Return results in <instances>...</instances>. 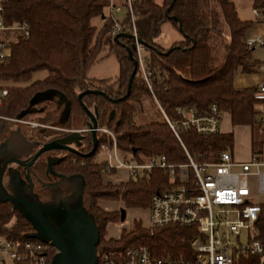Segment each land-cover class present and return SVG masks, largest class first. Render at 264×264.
I'll return each mask as SVG.
<instances>
[{
    "label": "trees",
    "instance_id": "16d2710c",
    "mask_svg": "<svg viewBox=\"0 0 264 264\" xmlns=\"http://www.w3.org/2000/svg\"><path fill=\"white\" fill-rule=\"evenodd\" d=\"M108 3V2H107ZM106 2L101 0H3L0 19L6 26L26 24L28 35L22 30H11L0 37L9 44L12 53L0 63V81L9 88V93L0 105V145L13 131V121L29 108L32 98L39 92L57 90L63 93L70 104V114L60 122V109L47 112L36 118L47 124L70 126L77 118L89 120L79 93L87 89H101L114 99L126 96L134 62L126 47L115 41L110 25L98 28L93 19L103 17ZM263 0H253V6ZM177 16L179 22L170 19ZM171 22L182 32L184 38L172 44L174 49L164 48L159 39L164 23ZM257 21L240 18L233 0H141L137 8V26L141 40L151 56V65L156 69L154 92L169 116H175L176 108L196 104L207 108L218 103L232 117L233 125H254L258 104L254 98L256 87L237 89L234 75L239 67L244 72H253L251 53L244 40ZM223 38L222 61L216 65L215 38ZM122 42L133 48L128 37ZM102 57L114 54L120 65L119 75L111 80L93 79L88 76L90 66ZM136 56L135 53H133ZM47 71L43 79L33 80L35 73ZM9 84V85H8ZM151 92L138 73L131 93L119 102L104 95L87 94L82 101L97 112L100 127H109L116 135L119 149L135 155H166L171 162L188 160L182 143L169 124L163 120L144 125L136 122L137 105ZM117 112V121L111 110ZM255 126V125H254ZM35 134L45 142L53 131ZM35 135V136H36ZM183 144L193 157L201 161L215 160L226 150L234 147L231 133L202 136L194 131H182ZM101 143H112L111 137L101 133ZM92 146V140L86 143ZM45 174L47 163L42 158L37 164ZM106 163L96 157L71 158L54 164L56 172L66 176L81 175L85 179L84 205L93 215L100 229L98 252H121L130 247L146 246L157 257H192L191 240L199 234L196 225L182 227L170 225L146 229L136 222L130 231H124L120 239L105 240L109 222L120 215L108 212L99 205L102 198H118L129 207H146L153 193L170 187V178L161 170L154 169L149 175L132 178L125 185L104 184ZM115 172V171H113ZM258 238L264 240V203L257 220ZM34 232L32 224L10 201H0V236L25 239ZM57 250L52 247V257ZM262 255L241 256L236 264H261ZM28 264V263H24Z\"/></svg>",
    "mask_w": 264,
    "mask_h": 264
},
{
    "label": "built area",
    "instance_id": "2783aa9c",
    "mask_svg": "<svg viewBox=\"0 0 264 264\" xmlns=\"http://www.w3.org/2000/svg\"><path fill=\"white\" fill-rule=\"evenodd\" d=\"M140 1L109 0L102 22L110 25L114 38L122 33L132 35L130 40L138 61V75L159 105L164 120L182 143L188 160L175 163L166 155L145 157L122 151L115 135L106 128L100 130L110 134L112 143H102L98 157L107 164L106 173L115 171L121 181H125V177L129 180L149 175L154 169L161 170L170 178V187L153 193L147 209L149 228L196 225L199 234L191 240L192 257H157L150 248L141 246L121 252L104 251L99 254L97 264H236L241 256L264 255V240L258 238L257 228L264 203V152L253 153L247 161L237 160L231 150L223 151L217 159L210 161H201L191 155L183 144L182 131H194L202 136L220 134L226 112L218 103H212L207 108L196 104L178 106L175 116L166 113L154 92L156 69L151 66L147 46L141 42L138 33ZM2 2L0 0V11ZM253 13L258 23L264 20V0L261 5L253 6ZM0 30H22L29 34L26 24L6 26L2 19ZM244 43L246 49L253 52L264 46V37L261 34L248 35ZM11 53L9 44L0 41V63ZM255 68L264 71V64H257ZM8 93L9 88L0 81V105ZM254 98L258 104L254 125L260 126L264 134V81L256 85ZM30 124L37 126V123ZM251 176L256 177V187L250 182ZM25 237L0 236V264H49L53 246L27 234Z\"/></svg>",
    "mask_w": 264,
    "mask_h": 264
},
{
    "label": "water",
    "instance_id": "95a60500",
    "mask_svg": "<svg viewBox=\"0 0 264 264\" xmlns=\"http://www.w3.org/2000/svg\"><path fill=\"white\" fill-rule=\"evenodd\" d=\"M170 19L179 22L180 30L183 32L179 18L177 16H170ZM120 37L130 38L132 35L122 33L115 37V41L126 47L129 56L134 62V69L129 79L126 96L121 99L110 98L114 102H119L130 95L134 80L138 73V61L133 54V48L122 42ZM141 42L145 44L142 40ZM173 49V47L170 48L165 54H169ZM87 94L106 96V93L98 89H87L79 93V99L86 114L91 120L90 124L93 128V149L90 153L84 154L85 157H90L94 155L99 143L97 134L99 124L97 112H93L82 101L83 97ZM57 97L58 101L55 100ZM47 100L55 101L59 107L62 104L65 105L62 111V122H65L70 114V104L66 96L57 90H46L37 93L32 98L29 108L22 112L16 120L21 121L28 114L35 113V111L38 110H36L35 107ZM79 136V133L72 132L63 138L47 142L27 159H23V156L7 159L3 163L0 173V191L3 194L0 201H10L32 224L34 232L28 233L27 236L50 243L57 249V253L53 256L49 264H97L99 259L98 245L101 240L100 229L95 218L84 205L83 194L85 189V179L81 175L68 176L81 177L84 180V187L79 194V203L81 204L79 207H72L69 195L60 198V194L53 191L54 195L51 196L50 199H43L41 193L35 191V183L32 180L31 172L29 171L40 155L47 151L65 149L74 153H79V150L71 145L74 142V139ZM11 163H16L22 167L29 168L27 172L28 181L23 179L17 169L9 168L7 173L8 184L5 185V172L7 171L8 165ZM59 184L60 183L50 184L47 187L55 188ZM120 214V220L124 222L127 218L126 209L122 208ZM261 264H264V259Z\"/></svg>",
    "mask_w": 264,
    "mask_h": 264
},
{
    "label": "rangeland",
    "instance_id": "374dc122",
    "mask_svg": "<svg viewBox=\"0 0 264 264\" xmlns=\"http://www.w3.org/2000/svg\"><path fill=\"white\" fill-rule=\"evenodd\" d=\"M102 2H108L109 0H101ZM236 3V6L239 10V15L242 19L250 20L255 18L253 13V4L252 0H233ZM93 24H95L98 28L103 25L102 17H97L93 19ZM184 35L180 30L174 27L170 22H167L162 27V35L159 39V43L166 49L171 48L172 44L180 39H183ZM224 43L225 40L223 38H215L213 44L215 45V57L217 58L216 65H218L222 61V56L224 53ZM264 48L257 47L256 52L258 50H262ZM107 53V51H103L101 53V58L97 59L94 62L88 71V76L93 79L99 80H108L115 79L120 73V65L117 57L114 54H111L102 59V57ZM150 54V53H149ZM151 57V56H150ZM251 60V59H250ZM152 66V65H151ZM153 67V66H152ZM154 68V67H153ZM48 75L47 71H39L34 74L33 80L43 79ZM9 85V84H8ZM52 103H56L55 101L47 100L42 102L45 106L52 105ZM38 110L33 114H28L22 121H15L14 118L8 117V119L13 121L12 129L13 131L8 136L7 140L0 145V173L3 166V163L12 157H20L27 158L26 155H30L31 152L35 153V147L33 143V139L31 138L32 134H35V129L32 128V124H28L27 122L37 123L36 118L38 117ZM227 112V111H225ZM163 114L159 108V105L154 100L152 94L150 96H145L142 101L137 105V115L136 122L139 125L147 124L151 121L155 120H163ZM254 127V125H252ZM230 120L229 117L225 114L223 118L222 129L230 128ZM259 129V132L262 130L260 126H256ZM237 134V129L236 132ZM36 135V134H35ZM31 151V152H30ZM32 153V154H34ZM122 158L125 159V156L120 153ZM97 157V156H96ZM97 162L100 163V159H96ZM113 174V175H112ZM124 176L127 173L122 172ZM119 175V172H118ZM104 184L106 186L110 185H125L129 182L125 177V181H121L120 178H117V173L112 172L111 174L105 173L103 175ZM250 182L253 187H256V177L251 176ZM63 183L65 188L69 191L70 202L72 207H79L81 203H79V194L80 191L84 187V180L81 177H63ZM3 197L2 192L0 191V198ZM99 205L106 211L115 213L116 215H121L120 211L122 208H125L127 211V218L124 222L119 219H115L109 222L106 226V231L104 234L105 240H109L111 238L120 239L122 237V233L124 231H130L136 222H140L142 227L146 229H150L148 226L147 219V208L146 207H129L126 203L118 198H102L99 200ZM17 206V204H16ZM139 211H136V210ZM135 216V217H134ZM122 232V233H121ZM112 235V236H111Z\"/></svg>",
    "mask_w": 264,
    "mask_h": 264
},
{
    "label": "flooded vegetation",
    "instance_id": "af4514ba",
    "mask_svg": "<svg viewBox=\"0 0 264 264\" xmlns=\"http://www.w3.org/2000/svg\"><path fill=\"white\" fill-rule=\"evenodd\" d=\"M98 90H101V89H98ZM101 91H103V90H101ZM103 92H105V91H103ZM105 97L109 100L114 99V98H111L110 96H108L107 94ZM117 99H119V98H117ZM111 101H113V100H111ZM52 105H56L55 108L60 109V111H61V107H59L56 103H52ZM52 105L45 106L42 103L39 104L38 105V111H39L38 117L47 114V112L53 111V109L51 108ZM94 112H96V111H94ZM111 117L113 118V120L115 118V120L117 121V119H116L117 112L115 109L111 110ZM97 118H98V115H97ZM59 120H60V122H62L61 116H60ZM36 122H37V126L36 127L31 126V127L34 128L35 130H38L40 133L46 132L48 130L53 131V134H51V136H48V137H50L49 139H51L50 141L63 138L72 132L79 133L81 137L80 136L76 137L74 139V142L71 144L73 147H76L79 150V153H74L72 151H68L65 149H55V150L47 151V152L40 155V157L34 163V165L32 166V168L30 170L27 167H22L21 165H18L16 163H11L8 165L7 171L5 172V176H4L5 185L8 184L7 173H8L9 168L17 169L20 172V175L26 181H28V179H27L28 173L27 172L29 170L31 172L32 180L35 183L34 189L36 192L41 193V197L43 199H47V198L50 199L51 196L54 195L53 191L57 194H60V198H64L65 196L69 195V191L67 188H65V185L63 183V177H68V176L56 172L54 170L53 166H54V164H56L57 162H59L63 159L67 160V159L71 158L73 160H77L78 157L89 158V157H85L84 154L90 153L93 149V146H94V140H93V134H92L93 128L90 124L91 120L90 119L87 120L84 117H79L70 126L47 124V123H42L39 121H36ZM27 123L30 124L32 122H27ZM98 124H99V120H98ZM102 128H106L109 132H111L115 135V133L109 127H107V126L100 127V125L98 126L97 134H98L99 143H98V146H97V149H96L94 155L90 156V157H96L97 156L96 159L97 158L100 159V157H98V154L100 151V146L102 144L100 141L101 133H104V134L108 135L109 137H111L109 133L100 130ZM115 137H116V135H115ZM31 138L33 139V143H34V147H35L34 151H37L38 149H40L43 146V144L47 143L44 140L40 139L37 135L35 136V134H32ZM89 138L92 140V146L91 147H87V145H86V143L89 141ZM50 141H48V142H50ZM103 143H105V142H103ZM32 153H34V152H31L30 155H26V157L27 158L30 157L31 155H33ZM42 158L47 163L45 174L42 173L41 170L36 165L37 162ZM23 159H25V158H23ZM100 163H105V162L100 159ZM57 183H60V184L55 188L47 187L50 184H57ZM46 184H48V185H46Z\"/></svg>",
    "mask_w": 264,
    "mask_h": 264
},
{
    "label": "crops",
    "instance_id": "0c3cea01",
    "mask_svg": "<svg viewBox=\"0 0 264 264\" xmlns=\"http://www.w3.org/2000/svg\"><path fill=\"white\" fill-rule=\"evenodd\" d=\"M252 4H253V0H252ZM243 20H246V19H243ZM250 20L256 21V17ZM10 31L11 30H0V37L5 36L6 35L5 33L10 32ZM257 34H261L264 37V20L259 23L257 22L255 27L250 31L249 35H257ZM181 40L182 39L177 40L175 42H179ZM262 48H264V46ZM256 51L257 50L254 49L253 52L251 53V60H250L251 63H254L255 65L264 64V49L258 50V52ZM261 81H264V71H259L256 68L253 72H244L243 67L241 66L239 67V69L236 70L235 75H234V86L237 89L256 87V85ZM55 100L58 101V97L55 98ZM38 105L35 107L36 110L38 109ZM55 107L56 105H52L51 108L54 110L56 109ZM60 107H61V110L63 111L65 105L62 104ZM226 115L229 117L231 127L227 129L225 128L222 129V133L233 134L234 147L230 150L232 151V153L234 154L237 160L247 161L250 159L253 153L259 152L261 150L264 152V134L262 130L259 132V129L256 128V126L253 127L252 125H235L234 126L232 123L231 115L228 112H226ZM61 117H63L62 112H61ZM236 129H237V134L235 133ZM123 172L126 173L125 171ZM136 211H139V210H136ZM146 214H147V219H148V211L146 212ZM263 259L264 257L262 258V261Z\"/></svg>",
    "mask_w": 264,
    "mask_h": 264
}]
</instances>
